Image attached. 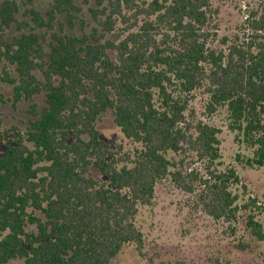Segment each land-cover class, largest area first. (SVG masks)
I'll return each mask as SVG.
<instances>
[{"label":"trees","instance_id":"trees-1","mask_svg":"<svg viewBox=\"0 0 264 264\" xmlns=\"http://www.w3.org/2000/svg\"><path fill=\"white\" fill-rule=\"evenodd\" d=\"M94 1L99 28L50 40L39 29L71 16L74 0H54L50 20L30 8L33 23L19 19L16 0L0 3V62L17 73L5 66L0 78L17 98L46 95L0 154V264H109L127 244L147 257L136 218L166 181L217 220L257 205L239 204L237 170L218 167L221 129L189 116L200 91L208 114L225 107L253 152L247 164L264 169V0L223 36L213 0ZM13 28L20 33L9 38ZM107 110L133 147L100 138ZM247 225L264 239V220L252 213ZM213 264L233 263L228 252Z\"/></svg>","mask_w":264,"mask_h":264},{"label":"rangeland","instance_id":"rangeland-1","mask_svg":"<svg viewBox=\"0 0 264 264\" xmlns=\"http://www.w3.org/2000/svg\"><path fill=\"white\" fill-rule=\"evenodd\" d=\"M3 0H0V3ZM19 5L20 20L32 19L27 12L35 8L46 20H50L49 11L54 0H16ZM75 7L68 13L58 14L53 20V29L44 27L40 32H47L50 40L53 32L79 34L92 33L99 28L95 17L94 0H74ZM219 36L232 34L246 18L245 13L252 0H213ZM20 31L13 28L9 38ZM100 34V33H99ZM10 69L12 76H17L14 66L0 62V73L4 67ZM0 154L6 150V141L16 133L26 131L31 120L46 105L45 92L36 94L32 99L17 98L12 84L0 78ZM195 112L189 119L204 120L221 129L220 153L218 167L225 169L234 167L240 176V184L233 190L239 195V204L249 198H256L257 205L249 209H240L236 221L217 220L201 210H197L192 197L168 181L157 188L156 197L150 206H141L137 215V224L144 232L147 257L141 256L135 244H127L111 259L109 264H158L165 258H182L189 264H213L216 256L229 252L233 264H264V239L260 240L248 227L249 215L254 213L257 220H264V169L248 165L247 159L253 155L252 150L244 143L236 140L237 132L229 127V119L225 107H219L212 114L205 111L203 93L198 92L191 100ZM100 138L109 144H123L126 149L133 147L115 122L113 112H103L97 121ZM195 166H201L196 163ZM95 174H98L95 171ZM104 179V178H103ZM254 209V211H253ZM5 233L0 232V238ZM13 264H23L22 259H15Z\"/></svg>","mask_w":264,"mask_h":264}]
</instances>
